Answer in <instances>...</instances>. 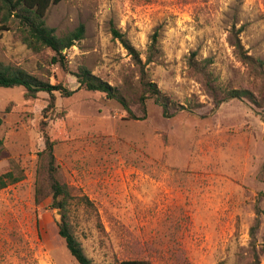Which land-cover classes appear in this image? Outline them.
<instances>
[{"label": "rangeland", "instance_id": "rangeland-1", "mask_svg": "<svg viewBox=\"0 0 264 264\" xmlns=\"http://www.w3.org/2000/svg\"><path fill=\"white\" fill-rule=\"evenodd\" d=\"M46 21L58 35L85 25L84 38L63 50L64 65L51 62L52 49L34 52L14 30L0 31L1 61L76 89L56 92L45 110L47 92L26 99L23 86L0 87V174L23 175L0 189V264H79L46 185L36 199L45 133L72 189L73 232L95 264H264V78L232 45L240 30L245 49L264 61V0H62ZM113 28L143 61L158 32L163 53L146 70L172 116L153 98L145 115L130 97L134 118L105 93L78 88L82 65L112 85L137 87L139 66ZM193 52L212 59L222 88L248 89L253 100L216 105L188 66Z\"/></svg>", "mask_w": 264, "mask_h": 264}, {"label": "trees", "instance_id": "trees-1", "mask_svg": "<svg viewBox=\"0 0 264 264\" xmlns=\"http://www.w3.org/2000/svg\"><path fill=\"white\" fill-rule=\"evenodd\" d=\"M62 0H0V31L14 30L19 39L34 52H41L45 48H50L55 52L52 57V63H61L64 65L63 50L75 45L85 36V25L80 23L75 29L58 35L56 29L47 24L46 14L51 4L59 3ZM239 31L232 33V45L236 56L246 65L256 71L258 75L264 78V61L257 59L245 49ZM113 33L120 38L125 48L131 54L136 64L139 66L140 77L137 81V87L131 84L112 85L93 74L91 70L82 65L74 73L79 83L78 88L91 91H100L105 93L109 99H115L129 113L131 117L137 118V115L130 107V97L135 99L144 110L146 115L147 103L153 98L154 102L162 107L163 115L170 117V101L162 93L157 83L151 80L146 70L148 63L156 62L161 57L163 50L159 43L158 32L153 33L146 49V59L143 61L141 51L138 50L130 40L119 30L113 28ZM212 63L211 58L199 60L196 52L188 57L189 68L204 79L207 90L213 95L216 105H219L232 98H243L244 96L253 100V93L248 89H224L217 83L213 71L209 68ZM23 86L25 88V98L32 99L37 97L39 92H47L50 95L49 103L45 110L55 106V93L59 92L62 96H71L76 89H70L62 83H51L50 80L43 79L34 75L22 67H16L6 64L0 60V87ZM223 91L222 96H219ZM144 115V116H145ZM143 116V117H144ZM3 124V117L0 115V127ZM3 140L0 139V151ZM55 141L45 133V147L39 152V167L36 184V199L41 201L44 198L45 188L52 195L53 206L62 210V221L59 224V234L65 240L66 246L72 256L79 264H95L87 256L81 241L73 232L71 222L68 218V209L70 199H72V189L67 182L60 178L59 165L56 164L54 153ZM23 175H18L14 170L6 171L0 174V189L9 184L20 181ZM44 195V196H43ZM255 260L259 259V253L254 247ZM120 264H153L150 260L144 258L123 259Z\"/></svg>", "mask_w": 264, "mask_h": 264}]
</instances>
